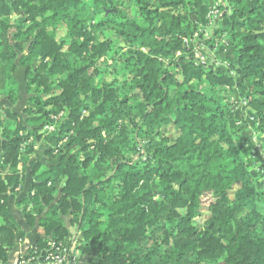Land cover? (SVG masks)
Instances as JSON below:
<instances>
[{
    "label": "trees",
    "instance_id": "obj_1",
    "mask_svg": "<svg viewBox=\"0 0 264 264\" xmlns=\"http://www.w3.org/2000/svg\"><path fill=\"white\" fill-rule=\"evenodd\" d=\"M227 1L225 54L204 64L210 0H0V98L27 93L0 109V264L27 236L10 195L50 124L57 160L18 203L38 257L69 223L89 264H264V164L233 97L264 146V0Z\"/></svg>",
    "mask_w": 264,
    "mask_h": 264
},
{
    "label": "rangeland",
    "instance_id": "obj_2",
    "mask_svg": "<svg viewBox=\"0 0 264 264\" xmlns=\"http://www.w3.org/2000/svg\"><path fill=\"white\" fill-rule=\"evenodd\" d=\"M210 2H211L212 8L215 6H220V5L227 6V3H228L227 0H210ZM128 9L132 15L135 13V8L133 6L132 7L130 6ZM217 26L218 25L211 27L204 17L199 25L198 31L196 32L193 38L194 42H197L196 40L199 36L202 38L203 42L207 46L208 52L211 54V57H214V55L219 57V54L223 55L225 54V51H226L223 46L222 47L221 45L219 46V43L217 42L218 39H214L212 41L211 38L206 37L207 35H205L206 34L204 31L205 29L207 30V32L212 31L214 33ZM62 35H63V28H61V30L57 32L58 37H61ZM206 40H209V42H207ZM222 50H224V52ZM23 70L24 69H21L18 75L22 81L24 79ZM23 97L24 98L27 97V93H24ZM23 97H21L22 99L20 103L22 105L27 103V101ZM233 97L235 99V102L238 105L236 108L235 116L239 122L238 126L242 128V135L253 146L254 150L256 151L257 159L259 160V162L264 164V146L259 138V133L256 128V122H255V116H254L255 114L248 106H246L247 101L245 99H242V97L238 93L234 92ZM62 115H63V112H61L58 116H56V118L59 119ZM55 128H56L55 125H51V124L46 125V127L42 131L43 135H42L41 140H38V141L36 140L35 142L34 138H30L29 143L35 142L36 152L30 156V160L28 161L29 165L27 164L29 167L33 168L34 163L38 160H41L45 162L46 164H50L51 162L57 160V157H55L54 155L46 154L47 150H53V149H54V154L57 153L56 147L58 144L54 136ZM23 150H25V148ZM27 171H28V168H24L23 164L20 163L19 164L20 174H22L25 177ZM68 226L70 227L71 230H75V227L70 226L69 223H68ZM79 237H80V234H79ZM80 257H82L81 253H80L79 258Z\"/></svg>",
    "mask_w": 264,
    "mask_h": 264
},
{
    "label": "built area",
    "instance_id": "obj_3",
    "mask_svg": "<svg viewBox=\"0 0 264 264\" xmlns=\"http://www.w3.org/2000/svg\"><path fill=\"white\" fill-rule=\"evenodd\" d=\"M224 9L215 6L209 10L205 19L210 24L211 27L218 25L222 18ZM206 37L211 38L213 32H207L205 29ZM202 33V32H201ZM194 41V40H193ZM195 42L197 50V60L199 63H208V60L213 61L215 58L211 57L208 52L207 46L203 42L202 38L199 36ZM217 65H223L221 61L216 60ZM78 239L79 233L77 230H71L70 233L65 237L63 241L57 242L51 240L49 242V248L45 256L42 257L37 255V249L23 254L17 264H78V259L80 256V250L78 249Z\"/></svg>",
    "mask_w": 264,
    "mask_h": 264
},
{
    "label": "crops",
    "instance_id": "obj_4",
    "mask_svg": "<svg viewBox=\"0 0 264 264\" xmlns=\"http://www.w3.org/2000/svg\"><path fill=\"white\" fill-rule=\"evenodd\" d=\"M21 99L22 98H20L17 105H12L8 103L6 98L1 97L0 109L3 108L4 106H9L14 109L22 108L25 104L24 105L20 104ZM28 165L26 167L28 168V171L25 175L24 183L16 190V192L10 195V201L8 206L10 212L16 217L20 226L27 231V236L24 240H22L13 247V249L10 252L8 261L2 264H17L20 257L23 254L30 252L31 247L36 243L37 239L40 236V231L37 228H30L27 226L26 221L24 219V215L22 213V209L18 205V203L28 195L32 182L34 181V175H33L34 165L33 168L29 167ZM89 260L90 259L88 257L82 256L78 259V264H89Z\"/></svg>",
    "mask_w": 264,
    "mask_h": 264
}]
</instances>
